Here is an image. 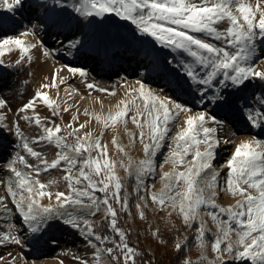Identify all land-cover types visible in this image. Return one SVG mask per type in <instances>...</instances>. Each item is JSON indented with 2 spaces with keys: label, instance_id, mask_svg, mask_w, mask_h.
<instances>
[{
  "label": "snow or ice",
  "instance_id": "obj_1",
  "mask_svg": "<svg viewBox=\"0 0 264 264\" xmlns=\"http://www.w3.org/2000/svg\"><path fill=\"white\" fill-rule=\"evenodd\" d=\"M25 0H0V8H6L9 12H15L22 8ZM59 4L60 0H56ZM55 6V4H54ZM63 7H68L63 4ZM235 6V12H233ZM76 14L81 17L105 18L108 15H114L125 21H130L135 26L136 31L145 36L153 38L156 44L165 48H173L186 54L191 60L181 61L182 73L197 88V104L203 106L206 104L218 105L226 100L224 92L229 88L240 90L248 86V82L253 79H259L264 82V71H258L254 68L255 63V41L257 35L264 40V0H256L255 7L246 3L245 0H202L197 4L194 0H76L71 6ZM258 14V21L256 20ZM228 22L225 30H220L217 25L223 21ZM43 25H33L32 29H25L21 35L27 36L35 34L37 28ZM258 29V32H257ZM201 34L200 36L189 34ZM208 38L215 41H222L228 47L237 49L235 52H229L226 47L217 46L208 42ZM6 44H14L19 47L21 59L30 49L37 46L44 48L41 41L37 44H25L19 38H8L0 41V48ZM80 44L79 39L70 40L71 48H77ZM53 53L44 49L43 55L48 57ZM31 60V56L27 57ZM21 61L17 60L19 64ZM3 61L0 60V65ZM67 71L73 75L79 74L86 77L87 72L78 67L67 66ZM47 79V78H46ZM57 72L53 71L51 76V85L41 84V89L57 87ZM65 80L59 78V84H64ZM140 84L139 92L141 97H145L144 85ZM87 88H96L98 91L106 89L98 88L93 83H87ZM114 94V93H113ZM260 105L259 108L249 107L239 108L245 121L253 127L264 126V93L258 98L253 97ZM42 102L51 110L52 116L59 114L60 105L56 100L50 99L47 91H36L34 96L24 103L18 111L26 113L34 110L36 102ZM128 103L121 101L123 108L103 118V126L109 127V124L115 125L118 121L126 117L129 109ZM6 100L0 98V108L6 107ZM247 104V101H245ZM68 111V108H64ZM191 111L187 104H181L169 97L161 98L152 92L147 93L144 107L141 110L139 106L135 108V115L132 122L136 125L139 132L140 143L143 146L144 158L138 163L129 160L127 164L123 160L117 162L108 158L107 146L102 145L99 137L93 139L91 133L85 137L76 136L78 129L68 132L67 136L57 135L61 131L60 125L53 124L51 127H45L41 118L24 115L23 119L33 122L42 129L43 134L33 137L32 143L47 141L55 145L59 150L56 158L49 162L42 157V153L35 150L29 143V140L23 135L18 123L14 125L15 135L22 141V148L30 156L36 158L38 165L33 167L28 165L23 155H18L11 159L7 165L8 170L16 178L15 189L12 183H9L7 189L8 195L13 198V203L22 218V223L32 233H37L46 226L47 220L55 216L64 224L74 230H78L87 244L94 249L93 264H101L103 254H107L110 261L115 264H137V257L142 253L131 246L127 241V233L118 226V209L114 206L120 205L119 211L128 210V199L130 194L121 195L126 192L115 169L117 164L124 168L129 177H135L136 187L134 191L139 195L141 187L144 186L146 177H151L155 172V158L159 149L162 147L170 129L169 124L178 118L180 114ZM87 111L85 115H87ZM143 117V122H141ZM3 116H0V131H3L6 125L2 122ZM78 117L73 115L72 121ZM97 120L101 117L97 116ZM212 125L222 124L214 115L206 111H199L195 115H187L183 126L172 138L174 147L170 146V152L166 157V162L172 164L171 172H163L161 180L163 187L158 194H151L152 203L159 204L161 207L170 203L172 209L182 216L184 224L190 229L198 220V210L201 207L210 209L208 215L216 223L217 231L211 233L214 240L211 242V249L217 253L216 261L218 264H226L224 254L232 256L235 253V259L249 258L252 264H264V141L253 138L250 141H243L238 144L231 158L227 160L228 178L227 189L232 194L244 196L238 200L235 210L232 206L228 208L216 204L215 197L218 187L216 173L212 168L214 160V149L219 146L220 141L216 139L218 128L216 126H207L208 122ZM80 124L79 128H84ZM71 127V123L67 126ZM149 142H145L146 133ZM68 137H75V146L68 142ZM112 143L124 152V148L117 145L115 137ZM224 143H230L224 140ZM204 144V150H200V145ZM65 149L67 151H65ZM97 152L93 157L91 153ZM74 153V154H73ZM87 153V158L80 160L79 157ZM192 155L191 166H187L185 157ZM127 155V153H125ZM66 164V175L64 180L68 181V192L57 191L54 196L57 201L56 207L40 206L39 201L33 198L34 188L32 184L38 185L36 195L39 197H53V193L46 191V185L39 180H32L31 174L27 176L17 170V162L25 164L28 168L39 175L43 170L47 171L56 168L61 162ZM79 165L78 175L73 176V169ZM178 165H185V171L177 172ZM134 169V171H133ZM211 172L210 180H206L204 185H200L198 178L201 174ZM83 181L86 185L83 188L77 187ZM183 184L182 191H176L180 183ZM255 190L257 195L247 194L245 196V187ZM26 190L28 196L20 195L16 199L18 192ZM145 191L147 189L145 188ZM96 192L102 193L103 197H97ZM208 193L205 195V193ZM177 197H180L177 200ZM145 201L147 199L140 197ZM3 197H0V207H3ZM87 201V203H86ZM141 218L144 217V211L140 203L135 205ZM103 208L105 220L109 221V230L115 235L111 238L107 235H101L94 223L87 216H95ZM226 218H221L225 217ZM233 224L235 228H233ZM235 231L237 237L235 243L231 240V233ZM154 237L159 236L158 231L152 233ZM209 235L203 222L195 228L194 240L201 249L205 247L206 238ZM118 237V239H117ZM111 242L113 247L106 245ZM12 243L21 245L22 240L18 235L13 236L5 232H0V245ZM188 243L185 237L182 241L174 243L176 251H182ZM242 248V251H236ZM81 264H89L87 260L81 259ZM205 256L200 260L193 261L185 258L182 264H203ZM16 257L9 254V259L4 264H15ZM3 261V257H0ZM142 264H151V261H143Z\"/></svg>",
  "mask_w": 264,
  "mask_h": 264
},
{
  "label": "rangeland",
  "instance_id": "obj_2",
  "mask_svg": "<svg viewBox=\"0 0 264 264\" xmlns=\"http://www.w3.org/2000/svg\"><path fill=\"white\" fill-rule=\"evenodd\" d=\"M199 1L202 2V0H194L197 4ZM75 2L76 0H60V3L57 4L56 0H25L23 7L18 8L15 12L0 8V41L5 37H10L19 38L25 44H28L21 33L25 29H32L33 25H43L42 28L38 27L36 29L35 34L31 35H34L36 43L41 41L44 45V48L38 46V50L36 48L30 49L23 59H21L19 47L14 44H6L3 48H0V60L3 61V64L0 65V98L5 99L7 102L6 107L0 108V116L4 117L2 122L6 125L4 131H0V197L4 198L3 207H0V232L13 236L18 235L22 240L21 245L12 243L0 245V252L4 249L19 252L21 258L17 260V263L15 260V264H81V260L77 257L93 264L94 249L87 244L78 230L67 226L59 218L55 216L48 218L46 226L37 233H32L22 223V218L18 215L13 203V198L7 193L9 183H12L14 189L16 183V178L8 170L7 165L11 159H15L18 155H23L27 164L33 167L38 165V161L23 150L22 141L14 134V125L18 123L30 145L41 152L42 157L49 162L56 158V153L59 150L54 143L50 144L47 141L32 143L33 137L42 135L43 132L40 127L35 125L34 120L30 123L23 119L24 115L32 117L38 115L45 127H51L53 124L60 125L61 131L57 133L60 136H67L68 132L73 129H78L76 136L80 137H85L87 133H91L93 139L99 137L101 144L107 146L109 159L117 162L123 160L125 164L129 160L138 163L139 160L144 158V152L139 138L140 129L132 122V117L136 114V106H139L141 110L143 109L145 98L150 91L161 98L169 97L181 104L186 103L191 111L180 114L177 119L170 122V131L155 158L154 175L145 178L144 186L141 187L139 195L134 191L136 187L135 177H129L124 168L119 167V164H117L115 172L122 178L124 189H126V192L122 191L120 194L122 196L126 193L130 194L127 211H119L120 205H114L118 209V226L123 229L119 215L121 212H125L132 228H137L134 214L142 222L172 228L175 242L182 241L185 237L188 238L187 246L184 248L185 258L197 261L203 255L206 257L203 264H218L216 261L217 253L211 249V242L214 240L211 233H215L217 228L216 223L207 214L210 209L201 207L198 210V220L190 229L184 224L182 216L172 209L170 203L161 207L159 204L151 202L150 195L158 194L162 189L161 176L163 172L172 171V164L170 161L166 162V157L170 152V146L174 147L172 138L183 126L186 116L195 115L199 111H206L214 115L218 121H223L219 125H212L210 121L207 124V126L218 128L215 138L220 141L219 146L214 149V160L212 161L213 170L219 173L217 177L218 187L215 188L217 192L215 202L224 208L232 206L235 210L236 202L242 200L244 196L234 195L227 189L228 168L226 162L241 142L250 141L253 138L264 141V126H251L245 121L238 109L250 106L254 110L260 107L253 97L258 98L264 93V82L253 79L243 89L234 90L229 87L224 92L226 97L224 102L218 105L206 104L201 106L196 103L198 99V93L195 92L197 85L193 84L182 73L181 61L191 60L190 57L173 48H165L156 44L152 37L136 31L135 26L130 21L122 20L114 15H108L105 18L81 17L71 7ZM245 2L255 7L256 0H245ZM63 4H67L68 7H63ZM232 10L239 15L235 12V6ZM256 20L258 21V14ZM217 27L220 30H225L228 27V22L225 20ZM189 34L194 33L190 32ZM194 35L200 36L201 34ZM75 39H79L80 44L74 49L70 47L69 41ZM208 42L226 47L229 52L237 51L236 48L228 47L222 41L208 38ZM54 43H56L54 59L57 61L58 86L41 89V84L51 85L52 83V75L43 71V51ZM107 45L112 46V51L108 53L112 54L111 57L104 51V47ZM255 48V63L253 66L255 70L264 71V40L259 35L256 37ZM29 55L31 60L27 58ZM17 60L21 62L17 64ZM108 60L116 61L114 69L119 68L120 71H114L110 76L98 72L95 74V66L108 65ZM63 66L81 68L87 72V76L81 77L79 74L67 73L66 77H63L65 83L61 85L59 84V78L62 76ZM137 81L144 85L145 97L140 96V84ZM87 83H93L98 88L106 89V91H98L96 88L89 89L86 86ZM123 83L133 84V89L129 92L128 89L125 90L121 96L125 103L134 101V104L128 103L129 111L122 122L118 121L115 125L110 123L109 127L105 128L103 118L114 114L124 105L120 103L112 108L110 104L103 103L101 99L115 93ZM38 90L47 91L49 98L56 100L57 104L60 105L58 115L52 116L51 110L40 101L36 102L34 110H29L26 113L18 111ZM78 94L85 95V97H97L98 100L81 107L80 104L76 103V100L74 101V95ZM24 95L28 99L21 100ZM118 101H121L120 98H118ZM245 101H247V104H245ZM64 108H68V111H64ZM13 111L17 112L16 116L13 115ZM86 111L87 115H85ZM73 115L78 117L76 121H72ZM97 116H100L101 119L97 120ZM140 119L143 122V117ZM70 123L71 127L69 128L67 126ZM80 124H84V128L80 129ZM144 131L146 133L145 142H149L148 129H144ZM114 137L117 145L124 148V152H120L119 148L112 143ZM224 140H228L230 143L225 144ZM68 142L74 147L75 137H68ZM199 147L203 151L205 145L201 144ZM65 151L67 150L65 149ZM87 155V153H84L79 159L83 160L87 158ZM91 155L96 157L97 152L93 151ZM185 161L187 166H191L192 155L189 154L185 157ZM15 166L18 171L26 176L30 173L33 181L39 180L46 185V191L53 193L51 199L47 196L39 197L36 195V189L39 186L32 184L31 186L34 188L33 198L39 201L40 206L51 205L55 208L57 201L54 194L57 191L68 192V181L63 179L66 175V164L63 161L58 167L47 171H44L43 166L40 165L39 175L25 164L17 162ZM185 170V165H178L176 169L177 172ZM78 171L79 165L73 169L72 175H78ZM210 178L211 172L202 173L198 178L200 185H204L206 180H210ZM86 183L82 180V183L77 187L83 188ZM244 187L245 196L249 193L257 195L255 190L249 189L247 186ZM145 188L147 191H145ZM182 190L183 184L181 182L176 191ZM21 194L25 197L28 196L27 191L24 190L18 192L16 199H19ZM207 194L206 192L205 195ZM95 195L100 198L103 197V194L99 192H96ZM140 197L147 199V207H145V201L141 200ZM179 199L180 197H177V200ZM136 203H140L141 209L144 211L143 218L137 212ZM85 215L86 218L99 225L97 231L101 235H107L110 238L115 235L109 230V221L105 220L103 208L95 216H87L86 212ZM221 218H226V216ZM201 222L209 232L203 249L194 240L195 228ZM233 228H235L234 224ZM230 235L232 242L235 243L237 239L235 231ZM106 246L113 247V244L109 242ZM148 248L151 251L153 250L149 245ZM242 250V248L236 249V251ZM234 256L235 253L232 256L224 254L226 264H252L249 258L235 259ZM101 264H115V262L110 261L109 256L105 253L102 255Z\"/></svg>",
  "mask_w": 264,
  "mask_h": 264
},
{
  "label": "trees",
  "instance_id": "obj_3",
  "mask_svg": "<svg viewBox=\"0 0 264 264\" xmlns=\"http://www.w3.org/2000/svg\"><path fill=\"white\" fill-rule=\"evenodd\" d=\"M119 216L122 228L127 233L128 243L142 253L137 257V264H142L143 261H151V264H182L186 252L185 249L179 252L174 249L175 237L172 228L142 222L135 214L137 228H132L125 212H121ZM154 231L159 232L158 237L152 235ZM148 245L153 248L152 251L149 250Z\"/></svg>",
  "mask_w": 264,
  "mask_h": 264
},
{
  "label": "bare ground",
  "instance_id": "obj_4",
  "mask_svg": "<svg viewBox=\"0 0 264 264\" xmlns=\"http://www.w3.org/2000/svg\"><path fill=\"white\" fill-rule=\"evenodd\" d=\"M200 3H202V2L199 1L198 4H200ZM8 38H10V37H5V38H3V40L8 39ZM24 38L26 39V41L28 43L37 44L34 35L29 34L27 36H24ZM111 48H112V46H109V45L104 47V51L107 52V55H109L110 57L112 54L110 55L108 53H110L112 51ZM128 48H129V46H128ZM36 49L38 50V46L36 47ZM45 49L52 52L53 54L48 56V57L44 56L43 71L46 74L52 75L53 71L57 70V68H56L57 61L54 59L56 43L49 45V47H47ZM65 60L68 61L69 59H65ZM115 62L116 61L108 60V62H107L108 65H102V66L97 65V66H95V68H96L95 74L98 72L99 74L103 73V74H106V76H110V74L112 72L120 71L119 68L114 69ZM67 73H69L67 71V67L63 66L61 78H63ZM90 78L92 79V77H90ZM70 89H72V88H70ZM127 89H128V92L131 91L133 89V84L127 85V83H123L122 85H120V88H118L114 94H111V95H108V96L102 98L101 101L105 104L106 103L110 104L113 108V107H115V105H119L121 103V101H123V97L121 96V94ZM118 98H120L121 101H118ZM25 99H28V97H26V95L21 97V100H25ZM75 100H76L77 104H80V106L83 107L89 102H93V101L98 100V98L97 97H90V96L85 97V95H79L78 94V95H74V101ZM13 115L16 116L17 112L13 111ZM9 254H11L13 257H16V263H17V260H19L21 258V254H19V252H13L11 249H4L0 252V257H3V261H0V264H4V261H7L9 259Z\"/></svg>",
  "mask_w": 264,
  "mask_h": 264
}]
</instances>
